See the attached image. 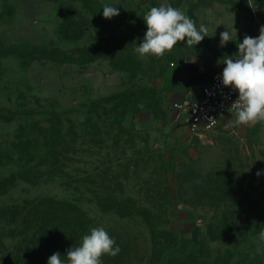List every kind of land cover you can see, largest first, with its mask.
<instances>
[{"label": "rangeland", "instance_id": "374dc122", "mask_svg": "<svg viewBox=\"0 0 264 264\" xmlns=\"http://www.w3.org/2000/svg\"><path fill=\"white\" fill-rule=\"evenodd\" d=\"M161 4L208 36L141 57L143 17ZM261 26L264 0H0V264H48L39 197L86 212L78 246L106 230L121 251L102 264H264V123L229 112L202 138L184 124L216 69L184 53ZM213 153L224 170H204ZM153 199L164 206L144 211Z\"/></svg>", "mask_w": 264, "mask_h": 264}, {"label": "clouds", "instance_id": "9594fccd", "mask_svg": "<svg viewBox=\"0 0 264 264\" xmlns=\"http://www.w3.org/2000/svg\"><path fill=\"white\" fill-rule=\"evenodd\" d=\"M118 15L117 7L103 6L104 18ZM143 20L147 31L143 42L135 49L141 57L152 55L160 58L173 50L178 42L186 41L192 46L208 36L207 27L201 24L197 29L195 22L184 11L169 4L151 7ZM229 41H232V36L227 30L220 33V46ZM237 48L234 56H225L222 62L226 65L222 72L223 86L234 88L239 93L230 108L235 110L238 125L264 123V26L260 27L257 37L245 35ZM259 175L261 173L257 172ZM260 239L264 240V230L260 232ZM115 244L104 228H93L90 234L82 237L79 246L67 249L66 260H62L61 253L56 252L48 258V264H102L103 255L114 257L121 251L119 246L114 247Z\"/></svg>", "mask_w": 264, "mask_h": 264}, {"label": "trees", "instance_id": "16d2710c", "mask_svg": "<svg viewBox=\"0 0 264 264\" xmlns=\"http://www.w3.org/2000/svg\"><path fill=\"white\" fill-rule=\"evenodd\" d=\"M219 155L220 153H213V155H211L213 159L209 160L207 163H203L206 172L222 171L225 169L226 164L219 158ZM164 182L166 181L164 180ZM159 187L162 189L161 199L163 201H168L166 184L160 182ZM148 190L153 191L150 188ZM151 197L152 196H149V198ZM37 200L41 203V206L45 205L47 201H49L50 204L42 210H36L37 213L42 214L41 217L44 220V224L39 226L41 234L40 237L36 238L34 241L41 246L42 251L46 250L51 254L60 252L62 254L61 258L66 260L67 249L78 246L80 235L89 224L86 212L74 202L54 200L46 197H39ZM51 202L52 204L57 203L60 206L55 208L51 205ZM148 203V208L145 207L144 211L153 212L164 206V204L155 202L154 199L148 201ZM162 231L168 232L165 228ZM35 260L36 259H34V261Z\"/></svg>", "mask_w": 264, "mask_h": 264}, {"label": "built area", "instance_id": "2783aa9c", "mask_svg": "<svg viewBox=\"0 0 264 264\" xmlns=\"http://www.w3.org/2000/svg\"><path fill=\"white\" fill-rule=\"evenodd\" d=\"M225 66L223 64L213 71L209 79L199 86V96L186 102L184 124L201 138L206 137L225 114L235 111L230 107L239 93L234 88L223 86Z\"/></svg>", "mask_w": 264, "mask_h": 264}, {"label": "crops", "instance_id": "0c3cea01", "mask_svg": "<svg viewBox=\"0 0 264 264\" xmlns=\"http://www.w3.org/2000/svg\"><path fill=\"white\" fill-rule=\"evenodd\" d=\"M236 33L237 34L235 36L230 34L232 36V41H229L228 44H226L223 47L219 46L221 48L218 47V49H216L214 51L213 50H209V51H205V52H201V53L197 52V51H192V52L184 53L185 60L198 61V62L203 61L202 63L199 64L200 65L199 66L200 70L203 69L204 66H206V64H205L206 62H210V61H213V62L217 63V64L215 63L213 68H216V69L220 68L223 65V63H222L223 62V57L235 55L238 52L237 44L239 42H242L243 39H244L243 36H242V30L241 29L237 30ZM211 74H212V72L210 73V75ZM210 75H209V77H210ZM209 77H208V79H209ZM197 96H199V88H198Z\"/></svg>", "mask_w": 264, "mask_h": 264}]
</instances>
